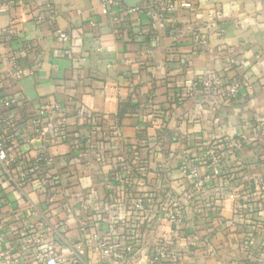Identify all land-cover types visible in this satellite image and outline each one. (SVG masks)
Masks as SVG:
<instances>
[{"label":"crops","instance_id":"1","mask_svg":"<svg viewBox=\"0 0 264 264\" xmlns=\"http://www.w3.org/2000/svg\"><path fill=\"white\" fill-rule=\"evenodd\" d=\"M8 1L0 17V74L8 92L33 101L75 100L91 116L111 121L112 129L82 153L71 143L52 148L67 161L60 173L70 195L48 200L32 183L5 191L3 264H37L40 231L64 264L78 252L95 264L100 253L82 225L106 234L113 217H120V239L127 223L144 220L139 253L145 252L155 233L170 228L160 213L165 199L157 197L143 218L132 212V196L158 185L179 195L189 191L190 182L179 173L187 155L203 156L210 141L249 132L246 122L264 120V0H173L172 11H166V0H138L116 15L104 14L99 0ZM18 70L23 74L15 77ZM208 78L223 84L240 78L244 87L230 99L205 89L201 83ZM70 131H82L73 118ZM252 149L245 153L250 161L257 155ZM114 170L133 183L120 200L106 187ZM244 182L251 181L234 180L228 191L239 193ZM229 194L224 210L191 203L177 227L183 252L178 264H264V257L244 250L247 220L231 211L237 200Z\"/></svg>","mask_w":264,"mask_h":264},{"label":"built area","instance_id":"2","mask_svg":"<svg viewBox=\"0 0 264 264\" xmlns=\"http://www.w3.org/2000/svg\"><path fill=\"white\" fill-rule=\"evenodd\" d=\"M126 0H99L104 14L116 15L125 7ZM10 2L2 0L0 17L9 10ZM166 11L174 8L173 0L164 3ZM41 19V17H39ZM57 34L66 38L67 34L60 29ZM205 43V40L200 41ZM16 55H18L16 53ZM17 58V57H15ZM23 74L20 70L14 76ZM7 79L0 74V201L5 191L11 186L22 188L30 183L37 185L39 194H45L48 200H54L61 194L70 195L72 188L63 185L60 171L66 165L65 159L58 160L52 153V148L63 143H71L76 151L83 152L105 141L112 129V122L103 123L99 118L91 116L75 100L67 103L53 101L49 97H41L33 101L23 93H9L6 89ZM9 83V82H8ZM202 86L212 92H220L226 98H234L244 87L243 80L234 78L223 84L219 78L204 79ZM7 85V84H6ZM74 119L82 131H70V121ZM104 127V125H106ZM251 127L249 132H240L235 136L217 137L210 141L207 153L195 158L186 156L180 163L179 173L190 182V190L179 195L173 193L169 187L158 185L145 193L132 196L130 201L133 213H140L146 218V212L153 206L157 197H163L160 204L161 218L170 226L161 235H156L146 251L141 249V235L139 228L144 220L133 219L127 223L122 231L124 238L117 237L119 230L116 227L120 217H113V225L106 234L98 231L94 225H82L89 241L100 258L95 264H134L140 257L146 264H178L183 259L180 248V236L177 227L186 220V214L191 203L201 209L218 206L226 209L228 194L235 201L231 211L242 220H247V235L244 250L263 258L264 257V120L246 122ZM256 152L253 161L245 158L249 146ZM28 146V149L25 148ZM139 147V146H138ZM135 148L136 156L139 148ZM202 167L205 168L202 172ZM254 168V169H251ZM251 169V170H249ZM116 170V169H115ZM113 171L111 180L106 187L115 198L120 200L128 188H132V180L125 177L123 171ZM161 176L162 167L155 168ZM249 178L251 182H244L238 187V192L228 191L232 188L231 182L240 178ZM164 182H162L163 184ZM126 185H129L126 188ZM19 190V189H18ZM129 191V190H128ZM235 194H239V198ZM116 203L122 206L121 201ZM208 200V201H207ZM207 201V202H206ZM196 206V207H197ZM121 209V208H120ZM42 224V223H41ZM43 225V224H42ZM89 230V231H88ZM42 245L36 246L37 264H64L60 256L47 247L44 235L36 233ZM61 236V235H59ZM187 234V239L190 238ZM1 241V240H0ZM0 264L3 260L0 258ZM69 264H92L74 253Z\"/></svg>","mask_w":264,"mask_h":264},{"label":"water","instance_id":"3","mask_svg":"<svg viewBox=\"0 0 264 264\" xmlns=\"http://www.w3.org/2000/svg\"><path fill=\"white\" fill-rule=\"evenodd\" d=\"M138 0H126V3H129L130 5L134 6L137 3ZM138 264H146L145 260L140 261Z\"/></svg>","mask_w":264,"mask_h":264},{"label":"trees","instance_id":"4","mask_svg":"<svg viewBox=\"0 0 264 264\" xmlns=\"http://www.w3.org/2000/svg\"><path fill=\"white\" fill-rule=\"evenodd\" d=\"M125 8H126V5H125ZM86 127H87V128L90 127V124H86L85 128L82 129V131H84V130L86 129Z\"/></svg>","mask_w":264,"mask_h":264}]
</instances>
